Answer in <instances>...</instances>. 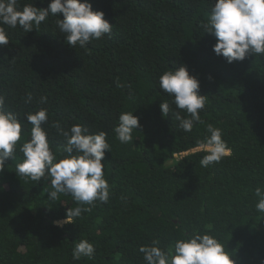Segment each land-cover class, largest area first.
I'll return each instance as SVG.
<instances>
[{
    "label": "trees",
    "instance_id": "16d2710c",
    "mask_svg": "<svg viewBox=\"0 0 264 264\" xmlns=\"http://www.w3.org/2000/svg\"><path fill=\"white\" fill-rule=\"evenodd\" d=\"M32 2L47 8L50 0H19L18 7ZM89 2L112 30L83 48L67 44L51 15L26 33L0 25L10 40L0 46V94L5 111L22 122L21 140L0 173V264H146L140 246L158 240L166 248L193 229L216 236L236 264H264V212L254 196L264 187V56L228 63L214 52L216 37L203 28L211 0ZM180 65L207 97L191 132L178 127L173 98L159 88L161 74ZM162 101L170 104L167 117ZM40 108L48 110L42 127L58 158L65 140L50 127L54 121L105 131L111 146L102 160L109 200L83 205L90 210L62 226L54 221L78 206L72 197L48 199L49 179L15 174L24 159L19 146L30 138L26 114ZM122 112L139 118L130 143L114 133ZM209 124L222 130L231 155L203 167ZM81 239L95 252L73 260Z\"/></svg>",
    "mask_w": 264,
    "mask_h": 264
},
{
    "label": "clouds",
    "instance_id": "9594fccd",
    "mask_svg": "<svg viewBox=\"0 0 264 264\" xmlns=\"http://www.w3.org/2000/svg\"><path fill=\"white\" fill-rule=\"evenodd\" d=\"M18 3L19 0H0V25L10 28L19 25L26 33L37 30L51 15L57 17L58 31L73 48L77 45L86 47L92 40L101 39L112 30L104 12L94 11L89 0H50L47 8H38L33 2L19 8ZM61 13L63 19L60 18ZM203 28L204 32L214 34L216 43L213 50L228 63L243 61L249 54L264 56V0H211L210 15ZM9 41L5 28L0 26V46L7 45ZM117 87L123 85L117 81ZM199 87L197 77L190 75L184 65L165 71L159 77V88L173 98L177 111L172 115L184 132H191L194 122H202L200 111L204 109L207 97L199 94ZM25 102H31L30 94ZM40 103H46V98L41 97ZM160 109L162 116L167 117L170 104L162 101ZM182 111L188 116H182ZM25 119L32 127L30 138L19 146L24 159L15 165L16 176L35 182L49 179L51 190L47 192L48 199L57 200L60 194L70 195L78 205L68 208L65 218L54 223L57 226L73 223V218L90 210L83 205H93L96 201L106 203L110 191L102 160L105 150L111 151L107 133L89 132L81 124L65 128L59 121L52 122L50 127L55 128L57 135L65 140L58 158L50 147L48 131L42 127L49 122L48 110L40 108L34 113L29 112ZM118 121L114 127L116 137L121 143L132 142L133 130L140 127L139 118L133 112H122ZM207 132L210 135L206 136L203 144L207 154L200 160L203 167L219 163L231 155L220 128L209 124ZM21 135L22 122L15 113L5 111V96L0 94V173L5 168L6 159L13 158ZM254 196L258 198L256 209L264 212V187L257 186ZM94 252L93 243L81 239L72 249V258H91ZM139 252L143 253L146 264H236L235 255L226 251L216 236L196 229L182 234L166 248L160 247L158 240H153L149 245L140 246Z\"/></svg>",
    "mask_w": 264,
    "mask_h": 264
}]
</instances>
